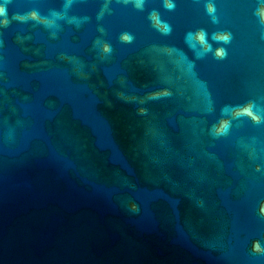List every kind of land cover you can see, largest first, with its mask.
<instances>
[{"label":"water","instance_id":"water-1","mask_svg":"<svg viewBox=\"0 0 264 264\" xmlns=\"http://www.w3.org/2000/svg\"><path fill=\"white\" fill-rule=\"evenodd\" d=\"M0 6V264H264V0Z\"/></svg>","mask_w":264,"mask_h":264},{"label":"clouds","instance_id":"clouds-1","mask_svg":"<svg viewBox=\"0 0 264 264\" xmlns=\"http://www.w3.org/2000/svg\"><path fill=\"white\" fill-rule=\"evenodd\" d=\"M142 4V0H137V6L140 7ZM169 7H171V5H169ZM208 11L211 13V12H214L215 9L212 7V6H209L208 8ZM0 15H5L6 16V9L3 7V6H0ZM29 15H32V16H35L36 13H30ZM261 17H262V22H264V13H261ZM16 19H24L23 16H17L15 17ZM215 20V17L213 18ZM0 23H3L4 26H7V24L9 23V21L7 19L3 20L2 22ZM170 31V29H169ZM125 39L128 41V42H131L132 40V37L131 36H126ZM188 39L191 40V34H189L188 36ZM213 39H217V37L214 35L213 36ZM223 41L224 43H228L230 42V39H231V36L230 35H225L223 38ZM200 40L202 42H204L206 44V50L208 51H211V45L208 44L205 40H204V36L203 34L200 36ZM106 51H110V49H108L107 47L105 48ZM215 55L218 57V58H224L226 55H227V52L226 50L224 49H217L216 50V53ZM246 112H248L249 115H251V112L248 110V109H245ZM253 119L256 121V122H259L260 118L259 117H255L253 116ZM261 212L264 213V207L261 208ZM254 251L255 252H262L264 251V249H262L260 247V245L257 243L254 245Z\"/></svg>","mask_w":264,"mask_h":264}]
</instances>
